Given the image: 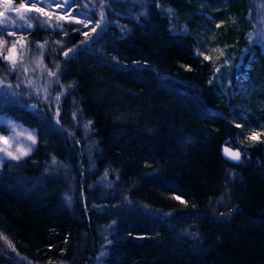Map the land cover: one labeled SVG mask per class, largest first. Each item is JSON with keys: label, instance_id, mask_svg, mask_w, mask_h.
Masks as SVG:
<instances>
[{"label": "trees", "instance_id": "16d2710c", "mask_svg": "<svg viewBox=\"0 0 264 264\" xmlns=\"http://www.w3.org/2000/svg\"><path fill=\"white\" fill-rule=\"evenodd\" d=\"M80 3L0 49L37 135L0 166V264H264V0Z\"/></svg>", "mask_w": 264, "mask_h": 264}, {"label": "rangeland", "instance_id": "374dc122", "mask_svg": "<svg viewBox=\"0 0 264 264\" xmlns=\"http://www.w3.org/2000/svg\"><path fill=\"white\" fill-rule=\"evenodd\" d=\"M75 3V4H72ZM23 4L25 7L33 8L29 4V0H19L17 1V5ZM80 0H72L70 4H62V3H56L55 0H50V2L46 3H40L35 6L36 8H41L43 13L49 14L53 18H56L60 21H63L66 23L67 26L78 29L80 27H85V24H87V27L91 26V21L89 18L85 15L79 12L78 8L76 9V6H79ZM17 5H14L11 0V5L8 6L9 10H5L6 6L4 4H0V11H5V16L0 17V20H3L7 23L9 26V31L4 35V40L0 42L1 45V52L4 56H11L12 59L16 57H22L23 60L28 62L32 55H29V53L25 50V44L21 37V34L16 31H13V24L9 22V20H12L14 17L13 13L15 12V7ZM14 46V47H13ZM35 56V59L39 60ZM38 75H41L43 70H38ZM39 77V76H38ZM15 125V128H12V125ZM20 131H25V136L19 137L17 136V133ZM28 133H32L34 136H36V130L35 128L25 124L21 120L17 119L16 117L8 114H1L0 113V135H5L8 137L10 143L12 144V148H10V151L15 152L16 146L18 144H24L27 148L32 146V141L27 139ZM4 145L0 144V147ZM34 146L32 147L33 150ZM0 155H5V153H0ZM19 155V153H17Z\"/></svg>", "mask_w": 264, "mask_h": 264}, {"label": "snow or ice", "instance_id": "6c2138e0", "mask_svg": "<svg viewBox=\"0 0 264 264\" xmlns=\"http://www.w3.org/2000/svg\"><path fill=\"white\" fill-rule=\"evenodd\" d=\"M46 2H50V0H29V4L35 8V6L37 4H40V3H46ZM56 3H62V4H70L72 2V0H55ZM0 4H4L6 6L5 10H9L8 6L11 5V0H0ZM25 6L23 4H21L18 8L14 9L16 12H19L21 8H24ZM37 12H41L42 9L41 8H36L35 9ZM5 16V11H0V17H4ZM21 20L24 19V16L21 15L20 17ZM30 19L32 20H35L37 25H40V26H43V24H47V21H44L43 23L41 22L40 18L39 17H30ZM104 21V13L101 12L100 13V20L97 21L95 23V26L94 28L92 29L93 31L95 30V28H99L101 26V23H103ZM13 24V31H16V30H26V29H31L32 28V24L31 23H28V24H19V25H16V22L15 20H13L12 22ZM58 27H60L62 29V25H58ZM85 27H87V24H85ZM9 31V26L3 21V20H0V36H3L5 35L7 32ZM84 35H87V33H84ZM14 47V46H13ZM72 50L70 49L69 52H71ZM68 52H65L64 55L65 56H68ZM6 60H11L12 57L11 56H6L5 57ZM205 59H208V57L206 56ZM15 67V64H13V68ZM217 71H219V69H217ZM50 74H53L54 73H50ZM0 84H3V81L0 80ZM0 92H4V94H8L7 91L4 89V88H0ZM13 94H16L18 95V93H13ZM57 99H59V97H57ZM90 123V122H89ZM237 127H239V125H237ZM12 128L14 129L15 128V125L13 124L12 125ZM250 139L252 140H255L257 139V135L256 133H253L251 135V137H249ZM27 139L32 141V146L29 147V151H25L19 155H17L16 153H13L11 151H5L4 148L0 147V153H5V155H0V166L3 165L4 162H6V160L8 158L12 159V160H20L22 156H27L29 155V152L32 151V147L35 146V144L37 143V140H36V136H34L32 133H28L27 135ZM8 137L5 136V135H0V144L2 145H7L8 144ZM225 152H227L233 159L235 160H239L240 159V152H231L230 150L228 149H225ZM53 163H55V158H53ZM105 176H107V172L105 173ZM177 199H179V197H176Z\"/></svg>", "mask_w": 264, "mask_h": 264}, {"label": "clouds", "instance_id": "9594fccd", "mask_svg": "<svg viewBox=\"0 0 264 264\" xmlns=\"http://www.w3.org/2000/svg\"><path fill=\"white\" fill-rule=\"evenodd\" d=\"M25 134H26L25 131H20L17 133V136L23 137V136H25ZM2 148H4L5 151H10L9 149L12 148V144L10 143V141H8V144L2 146ZM25 151H29V148H27L26 145H24V144H18L16 146L15 152H13V151H11V152L16 153V154L17 153L21 154Z\"/></svg>", "mask_w": 264, "mask_h": 264}]
</instances>
